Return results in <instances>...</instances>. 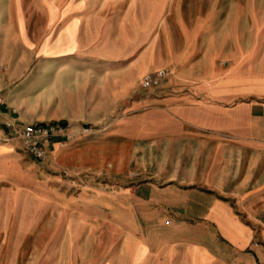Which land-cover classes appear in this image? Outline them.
Instances as JSON below:
<instances>
[{"label": "rangeland", "instance_id": "1", "mask_svg": "<svg viewBox=\"0 0 264 264\" xmlns=\"http://www.w3.org/2000/svg\"><path fill=\"white\" fill-rule=\"evenodd\" d=\"M89 1L93 11L109 5L103 20L107 24L116 23L117 15L128 14L135 3L136 47H103L99 34L91 47L80 48L65 60L75 71L100 75L93 81L92 104L81 106L91 98L88 89L76 86L72 99L78 104L67 106L76 117L57 120L71 126L64 151L80 149L71 157L60 158L53 151L39 160L25 150L20 138L7 140L11 132L7 121L23 123L22 105L16 100L26 96L35 101L36 71L25 76L38 60L50 68L58 61L42 59L38 47H17L15 31L0 32V264H136V242L147 243L145 238L153 232L144 221L136 231V184L163 173L165 163L170 170L190 162L181 138L182 130H187L181 126L182 95L200 86L199 78L208 72L212 77L225 72L248 77L254 88L264 83V0ZM9 2L1 0L0 9ZM67 2L62 0L61 6ZM17 3L19 12L23 10L18 16L23 29L25 22L42 27L54 18L53 0L43 1L49 10L40 0ZM22 36L29 42L25 31ZM54 45L46 43L44 49L54 54L74 50L63 39ZM159 69L169 72L167 81L144 88L142 77ZM119 74L125 76L124 95L116 80ZM243 98L264 102V95L255 93ZM100 141L126 143L122 163L116 156L117 143L102 149V158L93 163L91 157L98 158L96 152L102 150L89 148L88 143ZM163 182L161 176L154 184ZM176 222L168 217L157 231L169 239L170 247L189 248L195 232L189 224L181 237ZM90 250L92 258L99 251L102 261L87 262Z\"/></svg>", "mask_w": 264, "mask_h": 264}, {"label": "crops", "instance_id": "2", "mask_svg": "<svg viewBox=\"0 0 264 264\" xmlns=\"http://www.w3.org/2000/svg\"><path fill=\"white\" fill-rule=\"evenodd\" d=\"M9 1L0 9V32H17V47H38L42 59L58 61L50 68L38 60L25 76L27 79L36 71L38 86L35 101L26 96L16 100L22 105V122L76 117L67 108L78 104L72 99L76 86L88 89L91 98L82 101L81 106L92 104L93 81L100 75L75 71L72 62L65 60L78 49L91 47L99 34L103 47H136L135 3L128 8V14H118L116 23L107 24L103 20L108 4L93 11L89 0H66L62 6V0H53L55 14L51 23L28 27L25 22L23 29L18 20L23 10L19 12L17 0ZM40 1L49 10L45 0ZM13 10L17 12V27ZM65 10L68 13L64 15ZM23 31L29 42L23 39ZM62 39L74 50L54 54L44 49L46 43L58 46ZM8 42L1 44L7 46ZM81 80L85 82H76ZM116 80L124 95L125 76L119 74ZM130 80L135 83L136 75ZM199 80L200 86L182 95L181 126L187 130H182L181 138L187 145L184 148L190 162H182L180 169L175 164L177 168L170 170L165 163L163 173L136 184V231L142 221L152 225L153 231L145 238L147 243L136 242V264H264V102L254 104L243 98L254 93L264 95V83L254 88L250 78L236 77L231 72L218 77L208 72ZM64 141V137H56L46 143L48 156L55 151L60 158L71 157L80 150L76 146L64 151ZM115 144L119 145L116 156L120 161L126 153L124 142H89L88 147L102 150ZM104 151L96 152L99 156L93 155L92 162L99 161ZM161 176L164 182L157 186L154 182ZM168 217L178 221L174 228L181 237L191 224V231L195 232L190 237L192 246H169V239L157 231ZM220 245L226 248H218ZM92 253L93 250L87 253V262L102 261L99 251L95 258Z\"/></svg>", "mask_w": 264, "mask_h": 264}, {"label": "built area", "instance_id": "3", "mask_svg": "<svg viewBox=\"0 0 264 264\" xmlns=\"http://www.w3.org/2000/svg\"><path fill=\"white\" fill-rule=\"evenodd\" d=\"M169 77V72L166 69H159L156 72L145 74L141 83L145 88H157L163 86ZM0 102H3L0 97ZM7 126L10 128L9 139L20 138L23 141L25 150L39 160H46L48 152L46 143L51 142L56 137H64L70 140V123L61 121L51 122H23L17 124L16 119L7 121ZM66 143V140L64 141Z\"/></svg>", "mask_w": 264, "mask_h": 264}]
</instances>
